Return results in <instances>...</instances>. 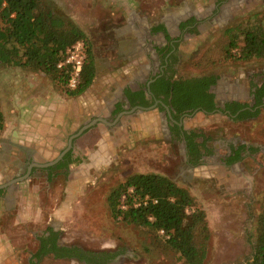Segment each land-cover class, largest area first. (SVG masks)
Listing matches in <instances>:
<instances>
[{
    "label": "rangeland",
    "instance_id": "obj_1",
    "mask_svg": "<svg viewBox=\"0 0 264 264\" xmlns=\"http://www.w3.org/2000/svg\"><path fill=\"white\" fill-rule=\"evenodd\" d=\"M113 1L47 0L56 15L70 20L85 33L94 62L101 67L97 79L100 85L108 78L114 81L113 78L125 72L123 58L113 45L117 32L129 24L132 12L139 17L147 14L153 21L160 18L168 21L172 14L173 18L184 19L186 13H190L189 16L209 18L210 24L217 23V27L203 24L201 34L182 37L178 47L180 77L211 74L231 83L264 78V59L207 66L212 57H217L214 52L223 42L222 31L264 10V0H121L120 4ZM223 2H228L229 11L224 14L228 18L217 22ZM85 54L82 43L65 51L62 62L67 57L74 58L73 65L57 68L66 70V85L40 72L0 64V107L6 119H3L6 123L3 129L6 126L14 130L19 137L16 125L20 124L26 126L30 135L36 136L32 131H36L40 124L34 113L43 110L48 118V129L53 130L52 139H60L63 146L43 164L52 162L67 146L70 137L79 134L68 157L65 174L60 172L57 177L36 172L27 187L30 190L25 189V198L33 202L31 221L15 226V214L3 219L4 241L10 245V255L16 264H86L52 257L39 261L33 259L38 250L36 239L47 228L59 233L58 245L61 247L77 248L93 255H117L106 264H182L176 253L164 247L161 235L117 224L109 213L107 197L115 188L130 176L149 174L166 177L186 190L196 209L204 213L210 233L205 264H248L257 218L264 209V108H260L256 118L243 123L201 113L187 118L185 128L202 132L208 138L206 145L213 156L206 161L205 167L191 169L185 166L181 147L166 141L164 118L159 109L132 111L129 115H120L113 123L111 119L115 117H111L110 103L106 108L102 100L96 99L93 90L89 89L76 98L67 96V91L75 90L80 80V74L75 78L72 67L80 61L82 70ZM118 96L120 94H112L113 102L119 99ZM94 104L98 111L91 108ZM79 107L81 115L75 113ZM96 119L108 125L99 124ZM239 145L256 151L247 150L242 160L229 168L221 166L229 148ZM100 149L103 150V160L93 169L89 159ZM80 173L85 175L84 179ZM37 209L42 210L40 216L36 214Z\"/></svg>",
    "mask_w": 264,
    "mask_h": 264
},
{
    "label": "trees",
    "instance_id": "obj_2",
    "mask_svg": "<svg viewBox=\"0 0 264 264\" xmlns=\"http://www.w3.org/2000/svg\"><path fill=\"white\" fill-rule=\"evenodd\" d=\"M158 30L165 31L162 26ZM221 37L223 42L214 52L217 57H212L207 66L224 62L244 64L264 59V10L224 29ZM77 43L84 45L86 57L76 89L67 91L70 98L85 93L94 79V58L85 33L70 20L56 15L47 0H0L1 65L40 72L66 85V70L57 68L63 61L65 51ZM216 81L217 78L211 74L191 80L181 77L172 81L170 78L169 82L164 83V95L172 98L170 105L176 113L187 109L210 113L214 98L208 91ZM263 99L264 83L256 92L251 108L242 104L227 106L233 117L231 121L243 123L256 118ZM3 126L0 111V134ZM195 147L192 144L190 148L193 154L196 152ZM247 150L256 151L245 145L231 146L225 165L229 167L240 162ZM68 165L67 162L66 167ZM107 207L115 223L161 235L164 247L176 253L182 264H205L210 243L205 215L196 209L189 193L170 179L154 174L130 176L109 194ZM59 237V233L47 228L36 239L38 250L33 259L39 261L41 258L52 257L56 260H78L86 264H106L117 256L105 253L93 255L77 248L61 247L58 245ZM248 264H264V209L257 218L256 235Z\"/></svg>",
    "mask_w": 264,
    "mask_h": 264
},
{
    "label": "flooded vegetation",
    "instance_id": "obj_3",
    "mask_svg": "<svg viewBox=\"0 0 264 264\" xmlns=\"http://www.w3.org/2000/svg\"><path fill=\"white\" fill-rule=\"evenodd\" d=\"M227 3H222L217 22L219 19L227 20L228 17L224 16L229 11V7L226 5ZM189 14L186 13L184 19H178L176 17L169 19L167 24H157L150 28H145L139 24L134 29L129 30L126 28L117 32L116 42L113 47L123 58L125 68H132L134 77L128 83H121L122 85L119 87L118 93L120 94V97L118 96L119 99L117 98L114 102H110V114H112L111 117L116 118V120L115 118L111 119L115 123L119 120L120 115H129L132 111L148 112L159 109L160 114L164 118L163 133L166 141L174 146L181 147L185 166L193 169L199 166L205 167L206 161L213 156L212 151L206 145L208 138L198 130H187L184 126V121L199 113L204 115H219L231 121L233 117L229 114L230 111L227 110V106L242 104L246 105L247 108H251L253 105L252 101L255 102L256 92L261 84L264 83V78L261 81L253 80V82H247L238 80L237 82L231 83L222 79V77L215 76L217 81L208 91L214 98L213 107L211 108L212 112L207 113L200 109H187L181 113H176L170 105L172 98H166L164 95L165 89L163 86L164 83L169 82L170 78H172V81H177L181 78L178 75L179 43L182 37L192 36L197 33L201 34L202 31L200 28L203 24L210 25V27H217V23L210 24L209 18L202 19L194 15L189 16ZM160 26L165 29L164 32L160 30L156 31ZM182 26L184 27L181 28ZM142 58H145L147 65H139L136 63ZM182 78L191 80L196 77ZM243 89L245 91L247 90L246 93ZM119 104H121V108ZM260 108H264V99ZM101 122L104 125H108L106 122L98 120L99 124ZM77 136L78 134L70 137L67 146L61 150L52 162L33 169L41 170L48 176L59 177L61 174H65L66 169H68L66 163ZM69 144L70 147L68 150ZM192 144L196 145V152L192 148L194 154L190 152ZM229 154L230 152L228 151L227 156L220 162V165L225 168L230 167H227L224 163ZM57 171L61 172V174L54 175ZM0 187V191L3 194V187L7 186Z\"/></svg>",
    "mask_w": 264,
    "mask_h": 264
},
{
    "label": "crops",
    "instance_id": "obj_4",
    "mask_svg": "<svg viewBox=\"0 0 264 264\" xmlns=\"http://www.w3.org/2000/svg\"><path fill=\"white\" fill-rule=\"evenodd\" d=\"M113 2L115 4H120L121 0H114ZM173 16L174 14L171 15L170 19H172ZM149 17L150 16L147 14L143 17H139L138 14L132 12L128 20L129 24L126 28L129 30L134 29L135 26L139 24L145 28H150L157 24H167V20H162L163 18H160L158 21H153L150 20ZM136 63L139 65H147L145 58L138 60ZM94 65V79L87 91L89 89L93 90L96 99L102 100V102L106 105V108H108V102L110 103V101H113L111 98L112 94L119 93V87L122 85L121 82H130L133 79L134 74L132 72V68L127 67L124 69L125 72L120 74L118 77L113 78L114 81L107 77L108 79L104 80L100 85V81L97 82V79L99 78L98 74L101 67L97 65V61L94 62ZM115 85L116 87L114 88ZM91 108H94L95 111H98L99 109L98 106H95V104L91 105ZM0 111L3 114V119H5L1 107ZM76 111L75 113L81 115V107H79ZM34 114L37 117V122L40 124L36 131H32L36 134V136H33L32 134L30 135L27 132L26 126H21L20 124L16 125V128L18 127L16 130L18 131V134H20L19 137L17 134H14V130H9L6 126L3 129V133L0 134V186H7L3 187L4 191L0 197V262H3V264H16L14 258L12 257L13 255H10V245L4 241L5 237L3 236V226H1L3 224V219H5L6 216L15 214V221L13 223L15 226L31 221L30 207L33 202L32 200L25 198L24 191L25 189L27 191L30 190H28L27 187L30 186L31 180L34 178V174H36V172H39L40 174L43 172L33 168H39V166H42L45 160L53 158L55 150L58 152L61 147H63L61 146L62 141L60 139H52V137H54L53 130L51 132L48 129V118L44 116L43 110H36ZM98 120L101 119H96L97 122ZM5 121L4 124H6ZM146 122L149 123V120H146ZM102 154L103 150L100 149L96 156H91L89 159L91 168L96 169L99 167L98 162L103 160L101 157ZM57 174L59 175L60 172L57 171L54 173V175ZM27 175H29V177H27ZM81 176L82 179L85 178L83 173ZM14 181L15 183L11 184ZM40 209H37L36 211V214L39 216L42 214V210Z\"/></svg>",
    "mask_w": 264,
    "mask_h": 264
},
{
    "label": "built area",
    "instance_id": "obj_5",
    "mask_svg": "<svg viewBox=\"0 0 264 264\" xmlns=\"http://www.w3.org/2000/svg\"><path fill=\"white\" fill-rule=\"evenodd\" d=\"M73 59H74L73 57H67V58L64 60V62H62V63H60V64L58 65V68H61L62 66H65V65H70V64L73 65V62H71V61H73ZM72 68H73L74 71H75V74H74L75 78H78V77H79V74H80V71H81V62H80V61H76V62L74 63V66H73ZM72 83H73V84L75 83L74 79L72 80Z\"/></svg>",
    "mask_w": 264,
    "mask_h": 264
},
{
    "label": "water",
    "instance_id": "obj_6",
    "mask_svg": "<svg viewBox=\"0 0 264 264\" xmlns=\"http://www.w3.org/2000/svg\"><path fill=\"white\" fill-rule=\"evenodd\" d=\"M79 135V134H78ZM69 147H70V144H69V146H68V150H69ZM27 177H29V175H27ZM15 183V181L14 182H12L11 184H14ZM1 188V187H0Z\"/></svg>",
    "mask_w": 264,
    "mask_h": 264
}]
</instances>
